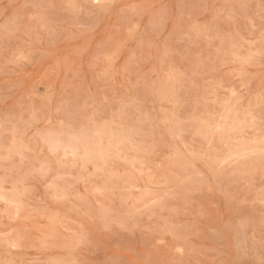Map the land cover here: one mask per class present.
I'll return each mask as SVG.
<instances>
[{
  "label": "rangeland",
  "instance_id": "obj_1",
  "mask_svg": "<svg viewBox=\"0 0 264 264\" xmlns=\"http://www.w3.org/2000/svg\"><path fill=\"white\" fill-rule=\"evenodd\" d=\"M121 8L139 4L136 18L139 35L150 38L152 47L141 54L140 40L128 37V24L120 8L103 17L85 9L80 14L69 5H89L92 0H0V26L6 20L7 5L41 3L50 5L43 11L47 27L40 21L30 29V38L19 40L25 54L39 51L32 62L9 65L4 55L3 34L0 31V122L6 115L3 106L6 85L14 101L23 100L38 110L55 114L60 102L73 112L76 127L70 131L50 117L31 128L25 144L37 143L39 131L47 129L59 158L71 161L74 150L82 156L86 144L97 152L103 150L117 159L119 171L131 175V161L139 159L144 149H156L155 180L127 188L121 186L115 198L105 197L89 208L96 223L89 221L92 238L81 247L79 239L84 212L74 199L57 198L56 192L77 183L79 169L54 170L52 174L32 178L41 164L57 156L47 151L40 157L29 153L30 164L15 176L10 174L3 193L7 199L21 204L18 219L9 218L5 210L15 214L12 205L0 201V234L13 233L19 239L18 249L9 253L0 240V260H17L24 264H50L53 261L79 259L88 264H136L147 259L171 260L185 249L190 257L189 237L193 225L200 229L203 253L192 259L211 261L225 258L259 264L261 248V200L264 183L258 159L243 162L230 169L224 177L205 182L201 205L206 214L196 216L184 210V200L177 186V177L191 183L208 167V146L212 144V159L238 156L258 148L251 141L259 133L262 63L259 43H251L253 32L238 29L227 18L225 6L240 0H114ZM256 15L260 0H243ZM16 11L9 10V15ZM223 11V15L219 14ZM183 21L176 27V21ZM258 32L255 38L258 40ZM33 44L37 46L33 49ZM175 53V55H166ZM142 55L143 65L133 68L129 58ZM11 56V53H9ZM253 57L248 67L249 86L238 79L241 59ZM137 63H140L138 60ZM146 65V66H144ZM224 87H218L219 83ZM18 85L12 87V85ZM239 92L241 104H226L231 91ZM95 100L99 119L77 121L76 113ZM101 101H105L102 105ZM249 112L256 116V131L252 132ZM67 119V117H66ZM84 132L80 135V128ZM0 147L3 131L0 130ZM160 160L166 162L160 165ZM127 162V163H126ZM235 171V175H233ZM139 174L138 172L136 173ZM3 169L0 167V179ZM15 190L13 191V185ZM143 186V190L141 189ZM85 186L81 183L80 188ZM95 199V198H93ZM155 201V203H154ZM231 209V211H230ZM236 209H241L237 211ZM227 213V216H225ZM176 216L177 223L186 224L182 238L165 236L166 246H156L164 236L166 221ZM125 225L104 231V223ZM241 222L252 228L242 229ZM255 236L253 239V230ZM215 250V251H214ZM227 252V255L223 253Z\"/></svg>",
  "mask_w": 264,
  "mask_h": 264
},
{
  "label": "snow or ice",
  "instance_id": "obj_2",
  "mask_svg": "<svg viewBox=\"0 0 264 264\" xmlns=\"http://www.w3.org/2000/svg\"><path fill=\"white\" fill-rule=\"evenodd\" d=\"M47 7L51 6L41 3L5 6L4 16L6 20L3 25L0 26V31H2L3 34L4 55L9 65H18L21 62H32L35 57L40 54L39 51H32L25 54L19 49V40L24 39L26 42L30 38V29L37 21H40V23L47 27V17L43 11ZM69 7L77 9L80 14H83L85 9H87L101 17L109 15L120 8V15L127 20L128 37L134 41L137 39L140 40L141 54L146 47L148 49L152 47L150 38L141 37L139 35V25L136 23V18L141 14L139 12L141 5L139 4H128L121 8L114 0H92V3L89 5L73 4L69 5ZM251 7V5L243 2V0H240L239 3L225 6L227 9V18L235 22L238 29L248 28L250 26L253 32V38L250 42L259 43L260 45L262 76H264V0H260V4L257 6L260 9L258 25L256 22V15L249 11ZM12 8H15L16 11L12 15H9V10ZM219 14L223 15L224 13L221 11ZM182 26V20L176 21V27L179 28ZM257 32L259 34L258 40L255 38V33ZM42 46V44L39 46L33 44V49ZM9 53H11V56H9ZM169 54L175 55V53H167L166 51V55ZM138 60L140 63H137ZM128 63L132 65L133 68L141 67L143 65V57L142 55L138 57L133 53ZM240 63L242 67L239 71L238 79L243 87H248V67L254 63L253 57L249 56L246 59H241ZM5 85L6 92L3 106L6 110V115L3 117V121L0 122V130L3 131V147H0V167L3 169V178L0 179V201H2L5 206L12 205L15 208V214L7 209L4 214L8 215L9 218L18 219L20 216L21 204L19 202L10 201L3 193V188L7 186L10 174L15 176L18 170L22 171L26 165L30 164L29 153H34L40 157L44 156L45 149L41 148V141L47 145V151L55 153V148L46 134L47 129L39 131L35 146L25 144L24 142L28 135V131L31 128L40 130V125L44 120H49V122H51L50 117L58 120L62 128L66 125L70 131L74 130L76 125L73 124L71 119L73 112L70 108L65 107L64 102H60V104L57 105L55 114L53 115L48 111L38 110L34 105H26L23 100H12L9 96V82L5 81ZM17 86L18 85L15 84L12 85V87ZM218 87H224L223 83H219ZM231 97L232 99L230 100L226 99V104L230 105L233 102L237 105L241 104L239 92L235 88L231 91ZM261 97L264 98V79H262L261 84ZM103 103H105V101L100 102L101 105ZM249 115L252 123L251 131L255 132L257 118L252 112H249ZM99 118L97 104L94 99L91 103V111H89V102L85 101L84 107L79 109L76 113L77 121L87 120L92 122ZM83 132L84 127H81L79 134L82 135ZM251 143L253 145H258V148L254 147L251 152L245 151L243 154L235 157L230 155L224 159L217 158L215 160L212 159L213 146L209 144L207 153L208 167L207 170L199 176L198 182L190 184L188 181L184 180L182 176L177 177V186L181 190L183 196L185 212L191 211L196 216L205 215L206 212L202 206L197 210V206L201 205L200 197L203 195L205 182H211L213 178L220 179L224 177L230 169H238L243 162L249 159H258L261 175L264 177V104L261 106L259 116V133ZM55 154L57 156L56 159L49 158L45 160L41 164L38 172L32 173L31 175L33 179L39 180L41 177L52 174L54 170H80L81 176L76 178L77 183L70 184L63 192H56L57 198H63L65 200L74 199L79 202L84 212V219L81 220L79 239L76 244L78 248L87 244L92 238L89 221H91L92 224L96 223V217L90 211L89 205L96 204L105 197L114 199L116 194L122 191L121 186L127 188L129 184L135 186L141 182H144L145 185L150 184L155 180L154 171L157 167L156 160H159L160 156H163V153H160V156H157L156 160H154L153 156L156 155V149H144L143 155L139 159L130 162L134 171L129 175L128 173H121L118 170L119 164L117 163V159L112 157L110 153H105L103 150L97 152L95 148L89 144L85 145L82 156L79 154L78 149L74 150L71 161L68 160L67 156L59 158L58 153ZM165 162V160H160V165L163 166ZM137 172L139 173L138 175L136 174ZM232 174L235 175V171H233ZM81 183L85 186L83 189L80 188ZM262 183H264V179H262ZM12 190H15V184ZM138 190H143V186ZM262 191H264V189H262ZM261 204L260 244L261 248L264 249V199L261 200ZM236 210L240 211L241 209ZM225 216H227V213H225ZM117 227L121 230H126L125 225L116 224L115 222L106 221L103 225L104 231L106 232L114 231ZM186 227V224L176 222L175 215L171 216L166 221L164 236L158 237L156 246L167 245V241L164 238L165 236H171L173 240L181 239V233ZM240 227L247 230L252 228V225L251 223L241 222ZM252 230L254 239L255 232L254 229ZM200 236V229L193 225L191 227V236L189 237L190 247L187 250V255L190 257L189 259L184 258L186 254L185 249L176 248L175 251L179 254L177 258L171 260H140L137 261L136 264H247V262L244 261L225 258L213 259L211 261L192 259L191 257H198L204 251L200 245ZM0 240L6 242L9 253L13 249H18L21 244L19 239H13L12 232L0 234ZM223 255H227V252L223 253ZM0 264H24V262L17 260H0ZM50 264H88V262L72 259L70 261H53L50 262ZM111 264H122V262L112 261ZM259 264H264V251H262Z\"/></svg>",
  "mask_w": 264,
  "mask_h": 264
}]
</instances>
